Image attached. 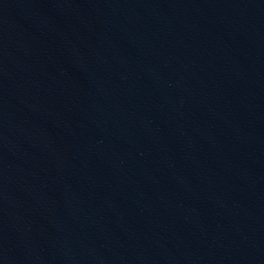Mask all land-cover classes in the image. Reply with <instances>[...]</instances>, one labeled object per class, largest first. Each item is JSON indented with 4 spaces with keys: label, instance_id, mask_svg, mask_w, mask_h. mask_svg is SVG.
Listing matches in <instances>:
<instances>
[{
    "label": "water",
    "instance_id": "1",
    "mask_svg": "<svg viewBox=\"0 0 264 264\" xmlns=\"http://www.w3.org/2000/svg\"><path fill=\"white\" fill-rule=\"evenodd\" d=\"M0 264H264V0H0Z\"/></svg>",
    "mask_w": 264,
    "mask_h": 264
}]
</instances>
